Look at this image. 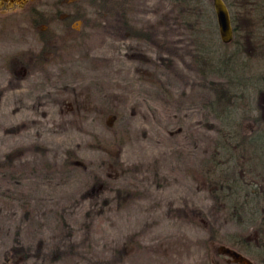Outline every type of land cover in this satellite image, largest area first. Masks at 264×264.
Listing matches in <instances>:
<instances>
[{
    "label": "rangeland",
    "instance_id": "rangeland-1",
    "mask_svg": "<svg viewBox=\"0 0 264 264\" xmlns=\"http://www.w3.org/2000/svg\"><path fill=\"white\" fill-rule=\"evenodd\" d=\"M110 1L114 10L125 4L129 25L147 40L128 36L107 8L101 14L104 0L0 4V90L11 67L21 74L11 58L41 52L39 33L56 32L42 55L47 67L22 72L0 99V165L17 148L47 149L0 166V264H9L15 240L28 249L27 264H245L232 253L255 264L236 244L253 229L215 207L201 169L220 136L212 85L236 86L243 110L253 106L257 92L234 73H261L264 0L253 23L233 22L243 31L228 45L210 0L190 20H179L170 0ZM35 12L46 26L34 27ZM236 59L242 66L232 71L225 63ZM18 124V134L4 132ZM68 151L78 166L64 164ZM96 177L105 187L90 193ZM184 206L200 209L222 241L169 217Z\"/></svg>",
    "mask_w": 264,
    "mask_h": 264
},
{
    "label": "trees",
    "instance_id": "trees-1",
    "mask_svg": "<svg viewBox=\"0 0 264 264\" xmlns=\"http://www.w3.org/2000/svg\"><path fill=\"white\" fill-rule=\"evenodd\" d=\"M223 1L230 11L232 23L239 18H242L239 19L242 22L244 19L247 24V19L253 23L250 20L252 15H249V13L252 11L254 16L256 7L259 4L258 1L234 0L233 4H230V0ZM170 3L179 20L199 18L198 13L202 14L203 11L202 0H170ZM210 3H212V0H210ZM91 4L95 6V2H91ZM114 7V2L104 0L103 5L101 6L100 4L98 10L104 9L101 12L103 14L107 8L109 12H112L110 15L114 18L116 16L119 17L120 26L128 36L141 40L148 39L149 34L145 33V30L136 29L129 25L128 10L125 8V4H119L116 10L113 9ZM77 12L76 14H78ZM35 14L36 17L31 22L34 27L37 25L46 26L48 24L45 14L40 12H35ZM77 18H79L78 15ZM70 23V20L65 21L67 27H69ZM233 26L234 38H237L241 34V31H243L241 23L239 25L233 23ZM55 33V31L50 29L40 32L39 41L43 45L41 52L37 54L22 53L17 57L11 58L10 64L19 65L21 67V74L22 72L26 73L33 70L45 69L48 63L47 61L45 62L42 55L50 52L48 43L54 40ZM141 58L140 60L144 63L150 62L146 57ZM238 62L239 59L233 60L232 64L230 61H227L226 63L228 64L225 63V65H229L230 70L233 71L234 64H237V68L242 66ZM261 62H263V65L260 68V75H253V78L246 77L243 74L239 76L234 73L235 77L238 76L239 80H236L238 85L245 86L247 84L257 92L253 106L248 111L243 110V101H240L238 96H234L231 93L233 92L232 90H236V86L233 89L231 84H229V88L218 84L212 85L215 98L209 104V108L218 120L217 130H219L220 136L215 142L213 153L201 169V173L208 183V187L211 189V197L215 207L223 211L230 220L242 225V231L248 228L253 229L255 233L254 238L249 240L246 237H239L236 244L240 251L250 257L255 264H264V84L259 83V80H262L264 83V58H261ZM12 68L10 69V80L0 90V99L5 90L14 89V84L16 87L19 81L22 80V75L19 74V78L17 72ZM248 123L254 126L253 130L245 131L244 125ZM23 128L21 124H18L12 128L5 129L4 132L16 135L23 131ZM45 150L47 149L40 145L17 148L5 156L6 159L0 166L8 168L13 163V160L28 153H39L40 155L44 153L45 155ZM66 153L64 164L75 163L78 166L79 163L76 162L78 160L76 155L71 151ZM113 164L115 167L110 166V169L116 168L118 161L115 160ZM108 171L109 173L106 174V178L113 179L111 177V170ZM105 183L101 178L96 177L92 188H90V193H99L100 189L105 187ZM116 193L118 195L122 194L120 192ZM168 215L171 218L191 225L203 227L209 235V240L212 242L222 241L217 229L208 222L203 212L198 208L184 206L180 209H173L170 207ZM7 257L9 264H27L29 258L28 249L21 246L15 240Z\"/></svg>",
    "mask_w": 264,
    "mask_h": 264
},
{
    "label": "water",
    "instance_id": "water-1",
    "mask_svg": "<svg viewBox=\"0 0 264 264\" xmlns=\"http://www.w3.org/2000/svg\"><path fill=\"white\" fill-rule=\"evenodd\" d=\"M212 7L216 19L219 40L222 44H229L233 40V27L230 12L223 0H212ZM234 258H238L241 263H247L232 253Z\"/></svg>",
    "mask_w": 264,
    "mask_h": 264
},
{
    "label": "flooded vegetation",
    "instance_id": "flooded-vegetation-1",
    "mask_svg": "<svg viewBox=\"0 0 264 264\" xmlns=\"http://www.w3.org/2000/svg\"><path fill=\"white\" fill-rule=\"evenodd\" d=\"M256 1V0H255ZM16 2H17V0H0V4H2V5H14V4H16ZM22 3V2H21ZM225 3V2H224ZM261 4V3H260ZM227 6V5H226ZM213 8V7H212ZM229 10V9H228ZM230 12V11H229ZM255 13V12H254ZM249 15H253V12L251 11L250 13H249ZM231 16V15H230ZM231 21H232V19H231ZM232 27H233V38H234V26H233V23H232ZM241 33H242V31H241ZM233 41V40H232ZM231 41V42H232ZM230 42V43H231ZM229 43V44H230ZM224 45H228V44H224Z\"/></svg>",
    "mask_w": 264,
    "mask_h": 264
}]
</instances>
